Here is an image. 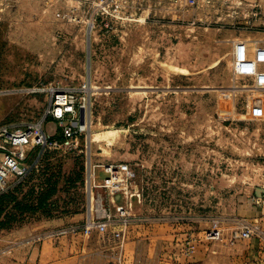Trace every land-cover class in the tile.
I'll return each mask as SVG.
<instances>
[{"label":"rangeland","instance_id":"1","mask_svg":"<svg viewBox=\"0 0 264 264\" xmlns=\"http://www.w3.org/2000/svg\"><path fill=\"white\" fill-rule=\"evenodd\" d=\"M76 4L0 0V124L36 119L48 87L86 102L76 109L82 131L46 148L26 179L0 190L6 213L0 235L12 226L7 220L55 228L67 225L60 220L68 216V224L83 223L84 215H100V197L112 212L107 189L94 184L104 176L103 164L119 162L132 171L126 204L133 219L112 227L122 229L120 249L142 242L135 264H162L156 243L179 238L187 227L205 229L215 219L228 233L244 220L248 199L261 193L264 201V88L233 72L230 35L216 27L184 28L173 16L177 8L149 0H136L135 10L107 25L98 20L87 27L89 13ZM224 26V33L237 30L239 40L264 38L258 26ZM45 130L62 139L53 119ZM50 189L51 210H30ZM91 233L76 236L86 241ZM124 251L115 263L105 255L85 257L89 264H133L123 260Z\"/></svg>","mask_w":264,"mask_h":264},{"label":"crops","instance_id":"2","mask_svg":"<svg viewBox=\"0 0 264 264\" xmlns=\"http://www.w3.org/2000/svg\"><path fill=\"white\" fill-rule=\"evenodd\" d=\"M149 1L154 4L161 1L171 11L175 9L170 0ZM137 2L139 3L140 0ZM173 16H177L178 22L183 27L193 25L199 31L202 28L216 27V30L221 31V36L230 35L226 41L231 68L239 58L252 55L256 45H264V38L251 40V42L250 38L239 40L236 35L237 30H231L230 34L222 30L226 24L252 25L258 26L255 29L259 35H264V0H197L196 5L175 9ZM248 46L251 48L247 51ZM236 47L243 48L242 52H235ZM54 123L50 132L54 128ZM255 195V198L248 199L241 216L242 219L254 223L257 227L253 237L228 244L224 241L205 239L204 229L187 227L179 238L166 237L156 243L158 248L155 258H158L162 264H264V201L261 193ZM82 216H76V220L82 219ZM70 220L72 221V218L66 216L60 221L61 224L69 225ZM75 224L81 225L82 223ZM16 225L18 224H14L3 235H0V253L7 254L5 256L0 254V264H89L86 261V253L109 256V260L115 263L116 259L117 261L122 260L121 254L127 247L128 253L124 251L123 260L129 258L135 264L141 258L137 250L142 244L141 241H128L123 243L120 249L117 240L112 237L103 239L96 231L91 233L93 236L91 240L79 239L81 233L67 234L45 238L31 247V243L24 244L22 241L32 235L57 227L50 228L49 223L46 222ZM112 254L114 259L111 258Z\"/></svg>","mask_w":264,"mask_h":264},{"label":"built area","instance_id":"3","mask_svg":"<svg viewBox=\"0 0 264 264\" xmlns=\"http://www.w3.org/2000/svg\"><path fill=\"white\" fill-rule=\"evenodd\" d=\"M76 7H83L89 13L91 21H87V27L99 20L108 24L107 19H119L121 13L128 9L135 10L136 0H75ZM175 8L193 6L197 0H170ZM128 7V8H127ZM74 16H70V20ZM232 70L239 76L250 78L255 88H264V45H256L253 54L242 57L232 64ZM46 90L48 102L42 113L33 120L20 123L0 124V190L3 192L12 189L16 184L27 178V175L36 167V159L41 152L50 147H61L68 144L71 137L82 131L83 125L76 117V109L85 108V100L76 101L75 97L66 92H61L54 87ZM48 119L56 121L63 130L62 139L46 132L45 124ZM78 119V121H77ZM101 172L104 176L96 187L106 188L108 195L112 197L105 200L108 206L103 208V198L100 197V215L92 217L87 214L81 225L69 224L55 229L37 233L22 241L24 244H34L45 238H53L67 234L88 235L93 230L101 238L112 237L118 241V247L122 246V229H115L112 225L125 226L130 223L133 216L126 204L127 184L132 178L130 165L126 162L103 164ZM94 180V172L89 175V184ZM98 209V208H97ZM108 210V211H107ZM89 212L91 208L89 207ZM257 227L254 223L242 220L237 226L231 228L228 233L224 232L218 220H211L207 228L203 230V236L210 241H224L233 244L241 239H248L256 234Z\"/></svg>","mask_w":264,"mask_h":264},{"label":"trees","instance_id":"4","mask_svg":"<svg viewBox=\"0 0 264 264\" xmlns=\"http://www.w3.org/2000/svg\"><path fill=\"white\" fill-rule=\"evenodd\" d=\"M52 191H54L53 189H50L48 191H46L45 193H43L41 195V197L39 198L38 201H33V203H31L30 205V210L33 209V210H36V209H39V208H43L45 209V211H50L51 208L53 207L52 203H50V197L52 196ZM4 197V196H3ZM3 197L0 198V202L2 201ZM1 215H6V213L4 212V208L2 209L0 207V216ZM9 216H10V213L9 215L7 216L8 219H9ZM14 217V215H13ZM16 220L12 221V220H7V226H9L10 224L13 226L15 224Z\"/></svg>","mask_w":264,"mask_h":264}]
</instances>
